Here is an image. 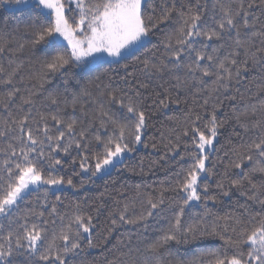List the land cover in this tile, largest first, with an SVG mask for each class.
<instances>
[{"label":"snow or ice","instance_id":"obj_1","mask_svg":"<svg viewBox=\"0 0 264 264\" xmlns=\"http://www.w3.org/2000/svg\"><path fill=\"white\" fill-rule=\"evenodd\" d=\"M0 9L23 18L11 31L7 24L0 25V55H15L26 48H39L43 53L38 76L30 77L37 87L25 95H21L20 87L24 83L23 65L11 58L8 68L0 64V108L7 114L6 119L0 118V141L6 143V147H0V264H90L87 251L102 248L117 229L131 225L146 232L149 221L160 220H166L167 227L160 229L158 238L146 244L134 243L131 236L119 241L123 250L107 264H184L178 254L209 238L219 239L222 245L208 252V259L200 256L192 264H264V83L257 85L253 94L258 98L255 104L233 112L230 118L223 111L225 101L238 98L232 92L234 84L240 85L250 71L264 72V0H217L208 17L211 24L205 20L209 8L200 0L179 7L162 3L158 14L151 0H0ZM174 13L182 23L165 41L163 58L158 63L140 61L145 75L163 79L168 73L175 81L170 87L158 84L163 91H154L150 110L144 107L139 91L118 94L99 91L97 85L99 94L94 102L98 116L94 114L85 122L68 115V108L75 113L80 97L93 96L87 86L78 96L74 93L71 102L58 86L45 88L57 76L67 85L73 69H79L82 78L95 72L105 55L118 64L135 56L162 25L173 22ZM13 33L28 39H17L13 48V40L6 38ZM62 47L70 51H61ZM121 66L125 70L130 67L126 63ZM182 71L186 73L183 78L179 75ZM129 75L133 73L123 77L126 82ZM140 87L149 85L141 83ZM188 92L193 95V103L199 98L204 112H188L184 127L172 130L176 135L164 145L162 159L171 155L183 160L186 155L190 163L181 169L182 175L178 174L174 185L161 187L155 196L147 195L138 214L129 216L128 204L111 214L101 242L95 240L100 229L94 217L82 214L79 204L71 215L51 206V223L60 222L51 235L45 227L48 221L43 219L44 212L17 216L34 191L43 190L47 205L52 188L79 191L84 187L58 171L53 174L51 170L64 167L63 157L89 173L90 181L118 170L137 146H149L143 143V137L151 113L172 104L179 107L181 94L186 96ZM117 106L119 116L112 111ZM13 107L20 115L13 114ZM43 107L50 111L41 112ZM218 113L225 119L221 120ZM229 119L235 124L233 134L241 135L238 127L249 139L233 145L232 158L217 174L210 155ZM181 137L188 139L182 141ZM216 175L218 192L213 194L205 181ZM255 176L260 180H254ZM233 190L258 205L259 210L253 212L248 205H241L244 211L240 215L209 219L213 215L209 202L215 204L217 196L230 197ZM168 192L175 195L168 196ZM193 202L204 205L205 213L202 217L194 214L197 220L189 223L185 210L195 207ZM173 205L177 207L169 219L166 213ZM30 216L39 218V222L30 221Z\"/></svg>","mask_w":264,"mask_h":264},{"label":"trees","instance_id":"obj_2","mask_svg":"<svg viewBox=\"0 0 264 264\" xmlns=\"http://www.w3.org/2000/svg\"><path fill=\"white\" fill-rule=\"evenodd\" d=\"M200 2L206 4L209 8V11L205 14V20L211 24L212 22L208 20V17L211 16V7L217 3V0H200ZM219 2L227 3L228 0H219ZM151 3L152 7L156 8L158 14L162 3H175L179 7L181 4H195L196 0H151ZM149 12H151V9H149ZM22 19L18 13L12 14L0 9V25L7 24L9 31H11L13 26L20 25ZM181 23L180 18L174 13L173 22H170L168 26L162 25L161 30H157L156 34L151 37V42L136 51L135 56L128 57V59L122 61L120 64L108 61L101 62L95 72H91L83 78L80 75L79 69H73L74 74L67 85L63 84V77L57 76L52 80L51 84L45 85V88L51 89L54 85L58 86L59 91L65 93L71 102V99L74 98L73 94L75 93L78 96L83 88L87 86L92 91L93 96L80 97L77 101V111L75 113L71 112L70 106L68 108V115L78 120H84L85 122L90 120L94 114L98 116V112L96 111L97 105L94 102V98L99 94L97 85H99V91L111 90L118 94L139 91L144 100V107L150 110V101L155 99L154 91H163L158 88V84L162 83L166 87H170L175 81L168 73L164 74L163 79L145 75L142 71L143 65L140 61L147 59L158 63L164 55L165 41L169 35L173 34L179 28ZM6 38L13 40V48H15V41L17 39H21L22 42H26L28 39L27 36L20 37L15 33L11 37ZM64 45L66 46V44ZM61 51H70V49L68 47H62ZM42 55L43 53L39 48L33 51H29L26 48L24 51L18 52L15 55L7 52L0 55V64H3L6 68L9 67V58L23 65L21 75L24 77V83L20 85L22 89L21 95H25L29 90H34L37 87L36 80L30 79V77L34 78L38 76L40 71L39 59ZM137 57H139V60ZM125 63L130 65L127 70L121 66ZM12 66L14 67L15 65ZM129 72L133 73V75H129L126 82L123 77ZM179 75L183 78L186 73L182 71ZM141 83H147L149 87L142 88L140 87ZM261 83H264V72L250 71L240 85L234 84L232 86V92L238 98L235 101L224 102L223 111L227 113L229 118L233 112L239 113L244 111L249 104H255L257 102L258 98H255L253 94L257 91V85ZM236 88H239L240 91L236 92ZM2 92L3 89L0 88V93ZM36 99L39 100L40 97H36ZM180 100L179 107L172 104L168 109L151 113V120L143 137V143L149 146L147 148L143 147V145L137 146L136 151L124 160L118 170H113L100 178L94 177L90 181L89 173L82 172L76 165H70L68 163L69 158L63 157V161L65 162L64 167L58 170H51L53 174H56L58 171L59 175L65 178H71L77 186L83 183L84 187L80 188L79 191L72 189L70 191L53 192L50 190L47 205H45L43 199V190L41 189L39 192L34 191L29 199L21 205L17 216H24L34 211L44 212L43 219L48 221L45 227L49 230L48 234L51 235V230L57 228L60 223L59 220H57L56 225L51 223V220L54 218L50 215L51 206L55 205L57 211L61 214L67 213L71 215L76 211L75 205L79 204V211L82 214L92 215L94 217L93 222L97 223L100 229L96 234L95 240L96 242H101L100 236L104 234L110 222L111 214L121 210L125 204L129 205V216L138 214L141 211V202L147 195L155 196L161 187L174 185L179 178L178 174L182 175L181 169L186 168L190 163L189 157L186 155L183 160L179 159V156L172 157L171 155L162 159L166 151L164 145L169 138L174 139L176 135L172 130H179L184 127L183 121L186 119L188 112L192 109L201 113L204 112V109L199 106V98H197L196 103H193V95L191 92H188L186 96L181 94ZM185 100L187 101L186 103ZM11 111L14 115H20L15 107ZM40 111L47 113L50 109L43 107L40 108ZM112 111L119 116L118 106L113 107ZM85 113H87V118L85 117ZM218 116L221 120L225 119L219 113ZM0 118H7V114L3 108H0ZM49 123L51 124L52 122L49 121ZM96 123L98 124L99 121L97 120ZM201 123L203 124V121ZM234 127V121L229 119L225 127L221 129L224 135L217 138L219 143L214 146V151L210 155V162L217 174L221 173V170L228 163L229 159L232 158L231 148L233 145L239 146L240 143L246 142L249 139V136L243 134L242 130L238 127L236 131L241 132V135H234L232 131ZM187 139V137H181L182 141ZM153 144L156 145V148L152 147ZM0 147H6V143L0 141ZM183 151L184 149L181 146L182 154ZM226 152L228 155H225ZM62 155V153L59 154V156ZM73 155L79 160L75 152ZM221 160L223 163H220ZM141 169H143V172H141ZM217 179L218 175L205 181L209 184V191L213 194L218 192L215 188ZM253 179L259 181L260 177L255 176ZM166 195L173 196L175 194L168 192ZM57 196L60 197V201L56 200ZM193 203L195 207L190 206V211L189 209L185 210V220L189 223L197 220L198 217L194 214H199L202 217L205 213L204 205L196 202ZM241 205H248L253 212L259 210L258 205H253L251 201H247L245 196L233 190V194L230 197L217 196V202L215 204L209 202L208 209L213 214L209 219L240 215L244 211ZM176 207L177 205H173L168 209L166 216L169 219L171 218V213L176 210ZM29 219L30 221L36 220L39 222V218L35 216H30ZM148 223L149 228L146 232L139 229V226L133 227L131 225H125L117 229L116 232L112 233L108 243L102 248H94L87 251V260L90 264H107V261L115 260L120 255V251L123 250L119 245V241H127L129 236H131L134 243L146 244L159 237L161 228L167 227L166 220H160L158 222L149 221ZM221 245L222 241L219 239L209 238L203 243L187 246V251L179 253L178 258L184 261V264H192L200 256L208 259L207 253L214 250V248H219ZM165 259H168V257H165Z\"/></svg>","mask_w":264,"mask_h":264},{"label":"rangeland","instance_id":"obj_3","mask_svg":"<svg viewBox=\"0 0 264 264\" xmlns=\"http://www.w3.org/2000/svg\"><path fill=\"white\" fill-rule=\"evenodd\" d=\"M63 44H66V45H67V42L64 41ZM69 49H70V48H69ZM97 55H99V54H97ZM104 61L112 62V58H111V57H107V56L105 55V59H104ZM104 61H102V62H104ZM102 176H105V175H102ZM102 176H97V177H95V178H100V177H102ZM64 190H68V191H70V190H72V188L61 187V188H52V189H51V191H53V192L64 191Z\"/></svg>","mask_w":264,"mask_h":264}]
</instances>
